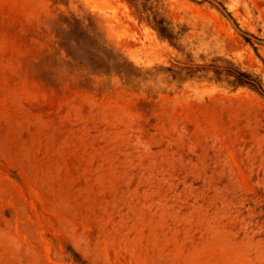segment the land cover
Listing matches in <instances>:
<instances>
[{
	"label": "rangeland",
	"instance_id": "1",
	"mask_svg": "<svg viewBox=\"0 0 264 264\" xmlns=\"http://www.w3.org/2000/svg\"><path fill=\"white\" fill-rule=\"evenodd\" d=\"M237 71L264 89V0H0V264H264Z\"/></svg>",
	"mask_w": 264,
	"mask_h": 264
},
{
	"label": "trees",
	"instance_id": "2",
	"mask_svg": "<svg viewBox=\"0 0 264 264\" xmlns=\"http://www.w3.org/2000/svg\"><path fill=\"white\" fill-rule=\"evenodd\" d=\"M129 1L133 3L135 0H129ZM154 27L157 29V31L160 33L162 37L176 44L177 37L174 35L173 30L171 29L169 23L166 22L165 19L156 18L154 20ZM231 76H233V78H231ZM226 78L228 83L234 87L249 86L250 88L258 90L261 93H264L261 80L258 77L253 76L249 72L237 71L236 73H227ZM217 80H221L220 75L217 77Z\"/></svg>",
	"mask_w": 264,
	"mask_h": 264
}]
</instances>
